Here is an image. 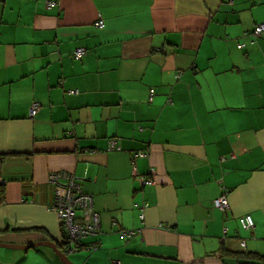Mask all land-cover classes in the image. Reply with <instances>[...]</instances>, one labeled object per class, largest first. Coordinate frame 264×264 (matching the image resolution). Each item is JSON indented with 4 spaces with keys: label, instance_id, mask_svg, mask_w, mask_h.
Wrapping results in <instances>:
<instances>
[{
    "label": "crops",
    "instance_id": "crops-1",
    "mask_svg": "<svg viewBox=\"0 0 264 264\" xmlns=\"http://www.w3.org/2000/svg\"><path fill=\"white\" fill-rule=\"evenodd\" d=\"M262 23L264 0H0V243L62 248L67 171L101 219L77 264H264Z\"/></svg>",
    "mask_w": 264,
    "mask_h": 264
},
{
    "label": "built area",
    "instance_id": "built-area-1",
    "mask_svg": "<svg viewBox=\"0 0 264 264\" xmlns=\"http://www.w3.org/2000/svg\"><path fill=\"white\" fill-rule=\"evenodd\" d=\"M54 4H49L51 7ZM97 28L105 27L104 21L99 18L95 24ZM264 34V23L259 24L252 31V35L257 38ZM242 48V46H240ZM87 51L85 48H79L74 52V58L81 60ZM74 93V92H71ZM40 109V104L35 103L30 109V116L33 117ZM121 150L117 140L109 142V151ZM135 158H147L148 151H140L134 155ZM48 182L54 187V198L49 206L54 211L62 226L63 242L62 252L74 253L83 248V242L89 237H94L100 233L101 219L100 215L94 211L92 197L82 191L80 180L72 173L67 171L53 172L48 177ZM143 185H153L155 181L152 178H143ZM215 208L223 212L229 209V203L226 196H221L214 202ZM147 205L142 206L140 219L144 220V211ZM241 226L245 230H253L255 227L251 216L240 220ZM226 232V231H225ZM141 234L140 230L130 231L122 230L121 236L124 239H132ZM90 250H97V247L91 246ZM65 250V251H64Z\"/></svg>",
    "mask_w": 264,
    "mask_h": 264
},
{
    "label": "rangeland",
    "instance_id": "rangeland-1",
    "mask_svg": "<svg viewBox=\"0 0 264 264\" xmlns=\"http://www.w3.org/2000/svg\"><path fill=\"white\" fill-rule=\"evenodd\" d=\"M42 248L44 250H49V248L46 247H41V249ZM23 254L24 253L20 251L0 248V264H4L6 262L7 264H10L12 262L15 263L20 258V256H23ZM89 255L90 252H79L75 254L68 253L67 257L72 264H77L79 262V258H82L83 256L85 259H87ZM24 256H27V260L24 261V263H20V264H50L47 258L42 257L39 253H37V250L35 249L30 250V252L26 255L24 254ZM58 260L60 261L61 264H64L59 258Z\"/></svg>",
    "mask_w": 264,
    "mask_h": 264
},
{
    "label": "water",
    "instance_id": "water-1",
    "mask_svg": "<svg viewBox=\"0 0 264 264\" xmlns=\"http://www.w3.org/2000/svg\"><path fill=\"white\" fill-rule=\"evenodd\" d=\"M1 248H7L12 250H21V251H28L33 248H40V247H49L58 256V258L64 263V264H72L71 261L68 259L66 254L62 252V250L57 246L55 242L46 241V242H38L30 245H7L0 243Z\"/></svg>",
    "mask_w": 264,
    "mask_h": 264
},
{
    "label": "trees",
    "instance_id": "trees-1",
    "mask_svg": "<svg viewBox=\"0 0 264 264\" xmlns=\"http://www.w3.org/2000/svg\"><path fill=\"white\" fill-rule=\"evenodd\" d=\"M111 140H113V139H111ZM111 140H109L108 141V148H107V150L109 151V142L111 141ZM114 140H116V139H114ZM117 142H118V140H117ZM118 146H119V143H118ZM122 150V149H121ZM121 150H119V151H121ZM114 151H118V150H114ZM141 151H146V150H141ZM138 152H140V151H138ZM138 152H136V153H138ZM135 153V154H136ZM134 154V155H135ZM134 155H133V160H135V159H139V158H135L134 157ZM2 191H1V187H0V203H2V201H3V197H1L2 196V193H1ZM62 247L64 248V246L62 245ZM65 251V250H64ZM64 253H66V251L64 252ZM66 254H68V253H66ZM260 259H263L264 260V256H260Z\"/></svg>",
    "mask_w": 264,
    "mask_h": 264
}]
</instances>
